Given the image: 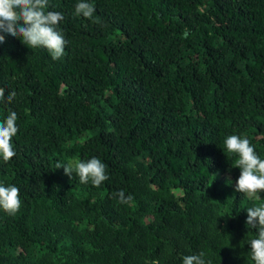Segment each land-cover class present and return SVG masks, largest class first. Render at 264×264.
I'll list each match as a JSON object with an SVG mask.
<instances>
[{"label":"trees","instance_id":"16d2710c","mask_svg":"<svg viewBox=\"0 0 264 264\" xmlns=\"http://www.w3.org/2000/svg\"><path fill=\"white\" fill-rule=\"evenodd\" d=\"M78 2L49 0L60 59L0 44V122L18 117L0 184L21 200L0 210V264H254L246 209L264 192L236 190L224 141L264 159V0H88L91 18ZM92 157L99 187L56 168Z\"/></svg>","mask_w":264,"mask_h":264},{"label":"clouds","instance_id":"9594fccd","mask_svg":"<svg viewBox=\"0 0 264 264\" xmlns=\"http://www.w3.org/2000/svg\"><path fill=\"white\" fill-rule=\"evenodd\" d=\"M49 0H0V44L5 42V36L19 38L24 45L32 48L47 49L53 60L64 55L66 40L58 28L63 14L47 10ZM95 9L88 0H79L75 6V13L85 18H91ZM185 37L187 32L184 33ZM16 93L10 92L6 99L11 102ZM5 99V89L0 88V100ZM16 112H11L5 120L0 122V159L7 162L16 152L12 139L18 132ZM224 144L229 153L238 154L235 167L240 169L236 181V190L257 200L259 192H264V159L256 153L248 138L229 135ZM63 168L69 177L73 172L79 177L80 183H88L99 187L108 179L106 165L97 157L86 161L71 160L66 164L57 163L56 168ZM119 202L128 203L132 197H125L123 191L116 193ZM21 208L19 189L14 185L0 184V210L8 214H15ZM246 224L257 230V236L250 240L251 258L254 264H264V203L247 208ZM205 253L187 255L183 264H211L205 260Z\"/></svg>","mask_w":264,"mask_h":264}]
</instances>
